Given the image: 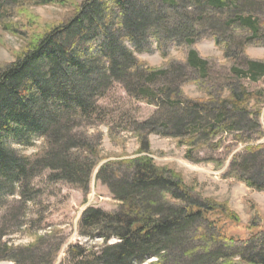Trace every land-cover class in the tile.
<instances>
[{"label": "trees", "instance_id": "obj_1", "mask_svg": "<svg viewBox=\"0 0 264 264\" xmlns=\"http://www.w3.org/2000/svg\"><path fill=\"white\" fill-rule=\"evenodd\" d=\"M52 4L66 10L58 21L42 22L31 13ZM236 30L250 35L242 38L245 44ZM0 31L22 42L13 62H0V205L6 196L24 195L29 181L43 171H49V182L66 183L83 194L94 175L118 206L113 212L83 211L80 228L96 232L103 245L98 252L70 247V264L149 259L153 264H264L259 211L249 210L251 237L233 239L226 224L237 226L240 220L228 204L200 199L196 183L187 186L180 173L156 166L148 142L152 134L172 138L185 147L187 160L199 162L194 149L207 137L232 135L245 147L232 156L228 175L264 192V144L248 145V134L264 138V111L250 108L251 102L260 104L263 92L231 88L225 100L206 102L183 97L177 87L182 66L205 77L209 62L195 46L207 39L233 65L244 57L245 67L232 69L251 82L261 81L264 59L250 60L244 47L264 46V0H0ZM153 47L163 58L169 47L178 54L160 69L149 68L136 54ZM113 85L157 111L129 130L139 145L134 158L104 162L101 133L77 132L74 126L76 121L105 123L99 101ZM36 143V151L23 154ZM2 236L0 261L54 264L58 258L61 245L43 249L44 237L15 247ZM233 250L237 259L230 256Z\"/></svg>", "mask_w": 264, "mask_h": 264}, {"label": "rangeland", "instance_id": "obj_2", "mask_svg": "<svg viewBox=\"0 0 264 264\" xmlns=\"http://www.w3.org/2000/svg\"><path fill=\"white\" fill-rule=\"evenodd\" d=\"M71 1L77 3L83 0ZM65 11L56 4L31 9L32 15L42 22L58 21ZM234 35L240 38L238 40L241 45L245 44L243 39L250 38L248 33L239 30H236ZM21 45L20 40L0 31V62H13ZM244 48V56L250 60L264 59V46L248 43ZM195 50L202 59L209 62L208 72L205 77H200L182 66L183 71L179 75L177 87L183 97L209 102L213 97L225 100L231 88L238 91L245 89L248 92H263L260 104L255 105L251 102L250 108L255 112L260 106L264 111V78L254 83L238 73V69H232H243L244 57L233 65L232 61L224 59L221 49L209 39L198 42ZM166 54V58H163L161 52L153 47L151 52L137 53L136 58L149 68L160 69L168 59L177 56L178 51L169 47ZM191 80L197 83L193 84ZM99 105L105 123L103 125L94 123L95 125L91 126L89 124L92 123L76 121L74 130L101 133L100 151L101 155L107 158L104 162L134 158L139 145L129 130L134 123H142L151 118L157 108L130 99L119 85H113L107 95L99 101ZM108 126L113 130L116 140L109 137ZM248 135L251 136L248 145L264 144V138L256 140L254 135ZM148 142L150 157L156 166L167 167L180 173L187 186L196 183L195 193L200 199H212L228 204L229 209L240 220L237 226L226 224V233L230 237L235 240H248L251 237L252 234L246 229L251 207L259 211L261 228H264V192L250 190L228 175L232 156L240 153L245 147L236 144L232 135L207 137L204 143L194 149L193 159L199 162L187 160L185 147H177L176 141L172 138L152 134L148 136ZM217 144H220L218 149L210 147ZM38 146L36 143L35 148L23 150V154H32ZM49 174V171H43L32 178L24 195L15 194L4 198L0 205V236L5 234L2 241L8 246L15 247H26L39 237H44L40 242L43 249L61 245L54 264H70L67 258L70 247L78 246L87 251L98 252L103 245L102 240L96 237V232L80 228L83 211L95 208L113 212L117 209L118 202L113 199L106 187L95 181L94 175L90 181L89 192L83 194L80 189L66 183L49 182L47 179ZM114 242L113 239L109 241ZM230 256L238 258L234 250ZM153 262L155 259H149L144 264ZM0 264L11 263L0 261Z\"/></svg>", "mask_w": 264, "mask_h": 264}]
</instances>
